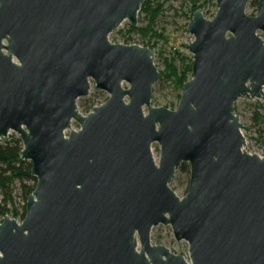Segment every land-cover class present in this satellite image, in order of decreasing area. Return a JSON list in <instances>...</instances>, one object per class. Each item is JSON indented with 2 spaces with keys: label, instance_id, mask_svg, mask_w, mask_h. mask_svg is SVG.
I'll return each mask as SVG.
<instances>
[{
  "label": "water",
  "instance_id": "95a60500",
  "mask_svg": "<svg viewBox=\"0 0 264 264\" xmlns=\"http://www.w3.org/2000/svg\"><path fill=\"white\" fill-rule=\"evenodd\" d=\"M148 1L0 0V144L16 134L36 179L21 222L0 223V264H264V154L243 150L234 111L264 106V0L193 12L174 109L151 106L153 48L109 38ZM90 82L108 98L81 115ZM159 225L188 258L150 241Z\"/></svg>",
  "mask_w": 264,
  "mask_h": 264
},
{
  "label": "rangeland",
  "instance_id": "374dc122",
  "mask_svg": "<svg viewBox=\"0 0 264 264\" xmlns=\"http://www.w3.org/2000/svg\"><path fill=\"white\" fill-rule=\"evenodd\" d=\"M152 7L161 6V11L155 19L151 29V39L142 38L140 34L129 33L130 25L128 21H124L121 25L109 34L112 43H140L149 45L156 52L153 61L160 73L159 80L152 88L151 106L158 104L174 109L179 101L181 90L177 88L173 80H168L165 73H169L170 69H180L181 59H191L192 55L188 52L187 47L194 38L187 34V26L192 17V5H196V10L200 9L207 17H212L216 11L214 2L207 0H149ZM251 1L247 6V10L256 14V8L251 5ZM139 19L136 28H145L149 23V18L144 14H138ZM149 42V43H148ZM91 89L88 96L80 98L76 102L77 111L81 115L88 114L93 107L103 104L108 98L107 93L98 91L94 88V84L90 82ZM126 87V84H123ZM255 101L239 99L234 104L235 113L242 119L241 123L247 128V131H241L242 135L247 139L243 147L244 151H260L264 154V106L261 110H257L259 116L263 119L258 120L255 115ZM146 112V109H144ZM71 129L76 131L79 126L71 123ZM66 132L65 135H67ZM17 136L10 133V136ZM7 138V139H8ZM6 139V140H7ZM153 154L159 158L160 148L158 144L151 146ZM177 174L174 175L170 185L174 187L183 196L186 193L189 181V175L182 173L176 169ZM26 200L21 196L18 184H15L13 192V204L6 205V215L0 216V223L8 214L13 215V209L16 210L18 216L14 218L20 223V213ZM3 205L2 195L0 194V206ZM150 241L164 243L174 254L182 252L188 258V245L184 241L176 242L173 238L170 226L159 225L151 230Z\"/></svg>",
  "mask_w": 264,
  "mask_h": 264
},
{
  "label": "trees",
  "instance_id": "16d2710c",
  "mask_svg": "<svg viewBox=\"0 0 264 264\" xmlns=\"http://www.w3.org/2000/svg\"><path fill=\"white\" fill-rule=\"evenodd\" d=\"M251 5L256 8L257 0H251ZM196 10V5H192L191 12ZM161 11V6L152 7L151 2H145L140 8L139 14H144L149 18V23L145 28H129V33L140 34L142 38L151 39L152 25ZM149 43V42H148ZM145 47H150L148 44ZM191 59H181L180 69L171 68L169 73H165L168 80H173L177 88L182 90L183 84L191 78ZM254 115L258 120H263L255 107ZM22 150L21 141L17 136H10L5 142L0 144V194L2 195L3 205L0 206V216L6 215V205L13 204V192L15 191V184H18V189L24 200L34 191L36 179L31 176V165L29 162H24L20 159V152ZM177 170L189 175V166L181 164ZM25 214V204L22 207L20 218L23 219ZM13 215L16 217L18 213L13 209ZM13 216V217H14Z\"/></svg>",
  "mask_w": 264,
  "mask_h": 264
}]
</instances>
